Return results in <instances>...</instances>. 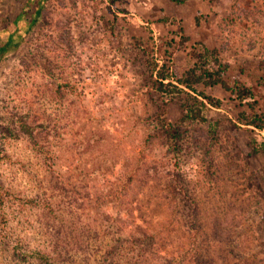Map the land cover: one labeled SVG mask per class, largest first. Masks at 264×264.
<instances>
[{"label":"rangeland","instance_id":"1","mask_svg":"<svg viewBox=\"0 0 264 264\" xmlns=\"http://www.w3.org/2000/svg\"><path fill=\"white\" fill-rule=\"evenodd\" d=\"M37 3L0 59V264H264V129L239 122L264 121V0ZM200 44L229 88L195 84L207 121L180 125L195 94L163 104L150 63L194 80Z\"/></svg>","mask_w":264,"mask_h":264},{"label":"trees","instance_id":"2","mask_svg":"<svg viewBox=\"0 0 264 264\" xmlns=\"http://www.w3.org/2000/svg\"><path fill=\"white\" fill-rule=\"evenodd\" d=\"M169 2L175 5H182L191 0H168ZM38 0H28L26 3V9L23 11L21 16H18L13 23L15 30L6 35V40L4 43H0V59L13 47H15V42L19 40L20 32L27 27H30L34 22L40 6L38 5ZM33 7L29 10V7ZM39 6V7H38ZM201 49V59L203 60L202 65H197L200 74L195 79L190 78L186 79H176L174 80L173 76H169L166 72L165 66L158 67L155 62L150 63L149 70L154 72L156 70L155 77V91L158 93L159 98L162 100L163 104L171 100L174 96L180 95L184 92V89L195 94L194 96L188 95L189 100L186 103L181 105V113L178 123L180 125L188 123H199L204 124L206 119V112L208 111V106L213 104L211 103L210 98L204 96L203 94L197 93L194 88V85L203 82L208 86H221L223 89L228 90L229 87L226 86V83L223 81V75L225 74L227 67L220 63L219 59L215 55L214 51L208 50L202 44L199 45ZM216 66V67H215ZM236 100L239 103L246 102L247 100H252V93L250 90H242L239 87H236L234 91ZM200 98L201 100H199ZM216 106L219 104L214 103ZM253 111L252 103L248 105ZM160 114H163V111H160ZM239 122L241 125L253 127L257 130L264 129V121L261 117H258L255 113H252L250 116L243 114L239 115ZM164 126L170 129L171 124L163 122ZM19 128L22 133L29 135L32 138L31 129L26 125L25 122L19 123ZM7 134L11 136V131H6ZM14 132V131H13ZM252 150L255 152L264 153V143L262 142L259 146L256 145V141L252 140L251 144ZM134 243H131L130 246H133ZM116 248V247H115ZM191 252V249L189 250ZM193 251V250H192ZM88 257L89 254L86 253Z\"/></svg>","mask_w":264,"mask_h":264}]
</instances>
